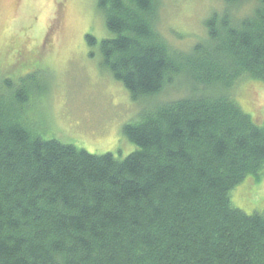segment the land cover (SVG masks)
Instances as JSON below:
<instances>
[{"label": "trees", "instance_id": "16d2710c", "mask_svg": "<svg viewBox=\"0 0 264 264\" xmlns=\"http://www.w3.org/2000/svg\"><path fill=\"white\" fill-rule=\"evenodd\" d=\"M219 1L183 49L159 28L160 0H98L101 65L143 104L124 158L45 139L26 121L38 83L5 79L0 264H264V209L231 195L264 175V120L237 97L264 83V0ZM20 40L5 54L27 58Z\"/></svg>", "mask_w": 264, "mask_h": 264}, {"label": "rangeland", "instance_id": "374dc122", "mask_svg": "<svg viewBox=\"0 0 264 264\" xmlns=\"http://www.w3.org/2000/svg\"><path fill=\"white\" fill-rule=\"evenodd\" d=\"M221 7L219 0H160L159 28L174 47L189 48L206 36V18ZM87 34L97 38L96 45L88 43ZM108 35L98 0H0V95L7 77L18 88L38 83L26 121L42 137L124 158L135 147L123 127L138 119L143 104L101 65L99 43ZM14 38L27 39L32 50L27 58L5 54ZM12 59L17 65L8 68ZM174 92L180 90L159 99H171ZM237 97L254 118L264 120V83L242 82ZM231 195L246 212L262 211L264 175L247 178Z\"/></svg>", "mask_w": 264, "mask_h": 264}]
</instances>
